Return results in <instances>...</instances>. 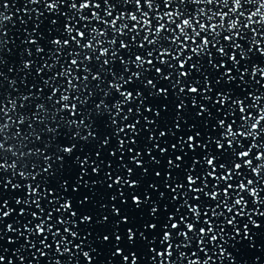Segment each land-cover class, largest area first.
<instances>
[{
	"label": "snow or ice",
	"instance_id": "snow-or-ice-1",
	"mask_svg": "<svg viewBox=\"0 0 264 264\" xmlns=\"http://www.w3.org/2000/svg\"><path fill=\"white\" fill-rule=\"evenodd\" d=\"M178 4L184 7H177ZM14 5L15 0H0V87L5 81L13 88L17 84V80H9L3 71L7 64L3 52L10 43L6 40L8 32L4 26L14 21L15 14H8ZM28 5H43L47 13L57 17L51 21L53 25L60 24L59 16L62 15V29L67 38H54L50 41L51 49H45L40 44L43 35L39 32L45 11L39 7L29 8ZM62 5H67L70 12L62 11ZM188 5H194L195 11L190 12ZM246 5L254 7L246 8ZM128 6H133V10H128ZM16 11H23L29 19L35 15L36 23L31 31L25 29L27 39L22 43L35 48V53L32 48L24 49L27 57L37 55L44 60L42 66H37L32 59H23L20 71L31 72L35 68L37 76L44 75L46 70L56 71L40 82L43 86L38 89L39 95L33 91L37 89L36 84L18 97L0 95V241L5 233L4 219L14 214L25 218L7 224V232L16 236V239L9 236L8 243L17 244L21 239L24 242L14 250L0 243V264H17V260L19 264H32L24 255L25 249L29 248L34 250L31 253L33 260L44 258L47 264H80V255L87 264H95L93 252L96 249L89 245V250H84L91 234L82 237L78 230H74L78 229L79 223H97L107 227L109 233L103 235L102 240L107 243L114 237L112 257H122L123 264H141L136 248L138 240L146 248L150 264H216L209 244L213 248L219 246V254L231 259V254L220 243L226 229L231 227L237 234L243 232L250 238L249 224L245 223L241 229L239 218H247L259 228L261 225L253 216L264 217V187L261 186L264 185V95H257L255 91L236 94L229 88L217 91L210 75L202 74L197 79L194 73H202L206 63L219 73L216 86L238 81L237 87H240L247 83L249 74L256 84L264 80V66L248 63L251 52L258 51L264 55V0H25L24 8H17ZM20 22L27 23L23 16ZM241 41L249 46L245 48ZM133 46L140 50V53L132 54L134 59L131 55L127 58L121 55V50L128 54ZM66 48L70 49L67 53L70 60L61 63ZM7 51L11 53L12 49ZM217 55L222 58L219 62ZM117 60L121 65L119 70L113 68ZM228 61H231V67ZM242 61L245 62L243 65ZM94 63L98 65L95 72L91 67ZM132 66L136 71L132 70ZM8 71L15 72L17 69L8 67ZM153 71L161 82L168 83V87L157 89L156 79L148 78ZM81 72L85 74L81 76ZM101 73L112 77L107 89L101 87L105 83ZM24 79H27L26 75ZM61 80L65 83H58ZM89 81H96V87L89 90ZM137 81L143 88L156 90L149 92L153 98L175 95L179 101L175 105V131L160 130L159 137L166 138L171 132L175 142L170 147L173 152L179 150L181 153L167 159L164 172L154 173L157 178H162L164 191H160L154 182L148 185L152 192L159 193L160 200L170 199L176 202L175 205L165 204L162 211L160 203L152 199L151 192H145L143 198L135 192L131 194V201L137 209L148 208L149 218L139 228L128 215L122 214L116 204L112 205L111 212L119 219L104 215L94 221L92 215L76 210L72 199L59 194L71 187L67 178L60 183L59 190L50 184L51 178L65 167V156H72L77 151L76 140L82 141L85 147L93 140H100L99 150L95 151L96 159L88 155L76 157L79 167L75 183H84L86 187L100 183L84 182L89 169L99 175L101 167H113L111 161L105 163V159L101 158L103 149L110 146L113 136L117 137L118 143L109 155L115 158L120 154L118 159L128 179L123 175H116L113 179V173L108 172L107 179L112 180L109 188L114 185H127L132 189L141 187L140 180L132 179L135 168L124 162L125 149L132 154L131 163L143 169L145 177L152 164H161L153 149L167 157L169 148L161 146L153 131L157 120L143 116L142 109L148 99L143 88L126 90L127 85ZM45 87L50 90L46 97ZM97 88L102 98L91 111H82L91 102L89 98L97 94ZM113 93L118 95L109 103L108 98ZM183 94L191 96L193 107L198 109L195 116L205 127L210 126L214 136L191 124V134L177 137V132L183 131L182 122L187 123L183 116L187 104L180 99ZM137 100L139 104L135 108L127 107V114H124L126 106ZM249 100L251 103H248ZM47 102H52L51 109ZM144 110L156 117L162 115L159 109L152 107ZM164 111H167L166 105ZM134 113L143 116L144 128L139 127V119L121 125V119L128 121ZM97 120H106L111 128L110 134L102 139L96 130ZM49 121L56 122L55 126H50ZM35 124L44 127L36 131ZM25 125L28 133L23 131ZM144 132L148 134L141 142L138 138ZM45 133L50 136L44 148L23 150L27 147L25 142L43 143ZM62 135L67 143L61 140ZM16 140L19 141L18 146L9 143ZM245 140L249 143L245 144ZM53 141L56 147L49 155L48 148ZM164 142L167 143V140ZM141 143L140 151L130 146ZM212 144L215 145L214 150L210 147ZM197 149L199 154L191 156L190 163L185 166V157L196 153ZM145 151L151 157L148 166L143 162ZM34 157L42 159H30ZM54 160L59 162L55 167ZM245 169L255 179L246 176ZM4 173L10 175L4 176ZM16 177H19V182ZM9 188L23 193L14 197L15 205L19 206L18 212L16 207L11 206L10 200L3 199L4 190ZM72 190L79 191V187ZM124 196L121 189L120 197ZM111 199L115 201L117 196L113 195ZM86 202H91L87 196L79 201L81 206ZM127 202V199L123 200V203ZM252 205L255 207L249 211ZM102 207L108 210L107 205ZM124 225L131 226L121 231ZM33 236L37 239L33 240ZM49 239L53 243H49ZM53 244L60 258H50ZM193 247L196 250L185 251ZM9 252L11 255H8ZM63 257L67 259H61ZM109 264H112L111 260Z\"/></svg>",
	"mask_w": 264,
	"mask_h": 264
},
{
	"label": "water",
	"instance_id": "water-1",
	"mask_svg": "<svg viewBox=\"0 0 264 264\" xmlns=\"http://www.w3.org/2000/svg\"><path fill=\"white\" fill-rule=\"evenodd\" d=\"M25 6V0H15V5L11 9V12L8 14H15L14 15V21L12 23H7L5 24L4 28L8 32V36L6 37V40L10 41V43L7 44L3 56L7 62L6 66L3 68V71L5 74L9 77V80L15 79L17 80V84L15 88H13L7 81L3 83V86L0 87V95H11L13 97H18L21 92H28L31 89L32 84L37 85V89L33 90L36 92L37 95H39L38 89L42 87L43 85L40 83L43 79H47L49 76L53 75V72L56 70H53L52 72L46 70L44 75L42 76H37L35 72V68L31 72H27L25 70L24 72L20 71L21 68V60L23 59H32L36 61L37 66H42L44 63V60L41 59L37 55H33L32 57H27L26 53L24 52L25 48H32L33 52L35 53V48L30 45V44H23L22 41L27 39V35L25 33V29H28V31H31L32 28L34 27L36 23V18L35 15L33 14L32 19H29L28 16L24 15L23 11L17 12L16 9L20 8L23 9ZM177 7H184V5H176ZM29 8L32 7H39L41 11H45L43 5L39 6H33V5H28ZM188 10L190 12L195 11V6L194 5H188ZM249 7H254L252 5H246V8ZM128 10H133V6H128ZM62 11H69L67 5H62ZM71 14V13H70ZM23 16L24 19L27 21L26 24L20 22V17ZM44 23L41 25L39 32L43 35V39L40 40V44L45 48V49H51V44L50 41L54 38H67L62 29V25L64 23V17L61 15L59 16V25H53L51 21L53 19H57L55 15L49 14L45 11V16L42 18ZM59 29V30H58ZM39 39V37H34ZM167 44V42H164ZM241 43H244L245 48H247L249 45L241 41ZM75 47V46H74ZM8 48L12 49V52L9 53L7 51ZM77 51H80V49H76ZM70 51V49H64L65 55L61 57V63H66V61L70 60V58L67 56V53ZM215 52V49L212 50ZM232 49L229 48V52H231ZM134 53H140V50L137 49L135 46L131 49V52L126 54L121 50V55H125L126 58L131 55V58L134 59ZM250 61L248 63L250 64H260L261 66H264V55H261L258 51H253L250 54ZM222 58L217 55L216 60L219 62ZM49 63H52L51 60L48 61ZM242 65L245 63L244 61L241 62ZM229 66L231 67V61H228ZM160 66V65H157ZM8 67H15L17 71L15 72H9ZM93 68V71L95 72L98 70V65L93 64L91 65ZM107 67V66H105ZM113 68L116 70H119L121 68V65L119 64V61L113 65ZM132 70L136 71V68L132 66ZM167 71V69H165ZM223 71V69L221 70ZM235 71V70H234ZM85 73L81 72L80 75L83 76ZM202 74H207L210 75L212 80H213V85L216 88V90H220L221 88H229L235 90L236 94H239L241 91H244L245 94L248 91H255L257 95H264V80L261 81L260 84H256L253 80L251 75L246 78L247 83L237 87V83L233 84H227V83H222L219 86L215 85V80L219 73L213 69L210 65L208 64H203L202 67V73L201 72H196L194 73V76L197 79H200ZM25 75L27 76V79L25 80L24 77ZM102 76L105 78V83L101 85V87L107 89V83L111 81L112 77L110 75H107L106 73H101ZM148 78L156 79L157 81V89L159 87H168L167 82H161L155 75V72L153 71L152 73L148 74ZM257 79H260L257 77ZM57 83V82H54ZM58 83H65L63 80L59 81ZM187 83V81H185ZM97 82L96 81H89V90L92 88L96 87ZM140 88H143V86L140 84L139 81H137L135 84L132 85H127L126 90H133L137 89L139 90ZM143 91L145 93V96L148 97V99L145 101L144 108L142 109L143 111V116H148L151 119L157 120V125L153 126V131L154 134L156 135L157 139L160 141L162 147H168L169 152L167 157L161 155L156 149H153V154L157 156V158L161 161L160 165H155L152 164L151 168L149 169V174L147 177L142 175L143 169L139 167H135L130 161L131 153H128L127 150L125 149V154H124V162L129 163V166L135 168V175L132 177V179H138L141 181V187L137 189H132L128 187L127 185H114L112 188L108 187V184L112 183V180L107 179V173L112 172L113 173V179L115 178L116 175H123L125 179H128V175L125 169L120 165V161L118 159L119 153L117 157H111L109 155L110 150L116 148L118 139L117 137L113 136L111 140V144L109 147H105L102 151V159H105V163L108 161H111L113 164V167L108 169L106 167H101L100 174L95 175L91 173V169H89V175L84 177V182L91 184L92 181H99L100 183L95 184L91 187H86L84 186V183H81L80 185H76L75 183V177L77 175L76 169L79 167L78 164L76 163V157L77 156H84L88 155L91 159H96L95 157V151L99 150V144L100 140H93L91 143L85 147L84 143L82 141L76 140L75 142L78 145L77 151L74 152L72 156H65V160L67 163L65 164V167L61 169L59 172L55 174L50 180V184L52 187H55L59 190V185L62 182L64 178H67L69 181V187L66 191H60L59 194L62 196H65L67 198L72 199L76 210H78L81 214L84 215H92L94 218V221L102 218L104 215H109L110 217H113V214L111 212V208L113 204H116L117 207H119L122 211V214L128 215L131 220L134 221L135 226L137 228L140 227L141 224H143L146 220H148V208L147 207H141L140 209H137L136 206L132 203L131 201V194L135 192L136 194H139L143 198V194L145 192H151L152 199L156 200L160 203L161 209L163 211V206L168 203H172L175 205V201L169 200H160L159 199V193L158 192H152L149 188L148 185L149 183H156L160 187V191H164V187L162 184V178H157L155 176V171H162L164 172L166 170V163L168 158H174L175 155H180V151L177 150L176 152H173L170 145L171 143H174L175 141L173 140L171 136V132L169 133V136L166 138H160L159 137V131L160 130H165V129H172L175 131L173 128V121L175 120L176 116V108L175 105L179 103V101L175 98V95L170 96L168 98H165L164 96H159L156 98H153V96L149 95V92H155L156 90H150L148 88H143ZM97 94L93 97H90V103L85 105L82 108V111H85L86 113L91 111L95 107V103H97L101 98L102 94L100 93V89H96ZM50 94V90L45 87L44 91V96L46 97L47 95ZM87 95V93H85ZM118 94L113 93V96L108 98V102L112 103L113 98L117 97ZM180 99L185 100V103L187 104L186 109L183 112L184 120L187 121V123L182 122L183 124V131L177 132V137L184 135L185 133H189V125L191 124H196L197 129H203L205 133L212 134L213 136L215 133L211 132V128L205 127L203 123L195 116V113L197 112V108L193 107L191 103V96L183 94L181 95ZM198 99H202V97H198ZM36 102H45V101H36ZM49 108H52V102H47ZM248 103H251V100L248 101ZM139 104V100H137L135 103L129 104L125 108V113L127 114V107H133L135 108ZM167 106V111H164V106ZM211 107V105H209ZM147 107H152L153 109H159L162 112V115L160 117H156L154 113H148L146 110ZM23 111V110H21ZM215 111V109H213ZM143 116H141L138 113H134L128 121H123L121 119V125L125 123H134L136 119H139L141 121V124L139 127L144 128L145 127V121L143 119ZM50 126H55L56 122L49 121L48 122ZM97 132L99 134V137L102 139L103 137L107 136L111 132V128L107 126V121L106 120H97ZM36 131H39L41 128L44 127V125L41 124H35L34 125ZM61 130L62 132L64 131V126L61 124ZM15 131V127H13L12 132ZM23 131L25 133L29 132L28 127L25 125L23 128ZM11 134V132L9 133ZM147 132L142 133V135L138 138L141 142H143L144 137L147 135ZM44 136V142H36L33 141L31 143L25 142L27 144V147L23 149L24 151H27L29 148H44L49 140L50 134H43ZM131 136V133H129V137ZM70 139V135L68 136ZM199 139V138H198ZM61 140L64 141V143H67V139L62 135ZM167 140V143L164 141ZM9 143H16L17 146L19 145V141H10ZM245 144H248L249 141L245 140ZM131 147H136L137 151H140L141 147L143 146V143L140 145H130ZM56 147V142L53 141L51 144V147L48 148V153L51 155L53 153V149ZM210 147L214 150L215 145L212 144ZM187 150V149H186ZM238 151L240 149H237ZM199 149H197L196 153H189L188 156L185 157V166L190 163V157L191 156H196L199 154ZM9 158L11 159V154H7ZM33 160L36 159H42L41 157H34L30 158ZM143 162L145 166H148L149 163L151 162V157L147 155V152L145 151L144 157H143ZM58 161H53L54 167L56 164H58ZM97 163L99 164L100 161L97 160ZM31 170V169H30ZM245 175L248 176L249 178L255 179L254 176H252L247 169L244 170ZM4 176H9V173H4ZM17 182H19V177L15 178ZM239 181V178L237 179V182ZM264 187V185H261ZM73 187H79V191H73ZM123 190L125 193L124 197H120V190ZM23 193L13 191L10 188L7 190H4L3 193V199H7L11 201V206L17 208V212L19 211V206L15 205L14 197L18 195H22ZM115 195L117 196V199L115 201H112L111 197ZM85 196L89 197V200L91 201L84 203L83 206L80 205L79 201L83 199ZM171 194L169 193V197ZM127 199V203H123V200ZM249 201L251 204V198L249 197ZM47 206V202H45ZM103 205H107V211L104 210L102 207ZM34 207V206H33ZM252 207H255L252 205L249 208V211L252 210ZM114 219H119V217H113ZM17 219H25L24 217H17L15 214L10 217L4 219L3 226L5 228V233H4V238L0 243H3L4 247H7L9 249L14 250L19 246L20 243H23L24 241L21 239L18 241L17 244H9L8 243V237L12 236L13 239H16V236L12 233L7 232V224L12 223L13 221ZM30 219V217H28ZM76 219V218H74ZM253 219H255L261 227L257 228L254 225H252L247 218H239V226L241 229H243V225L245 223L249 224V233H250V238L246 236L243 232L240 234H237L234 229L231 227L227 228L224 234L223 239L220 241L221 244H223L224 249L231 254V259H229L227 256H222L220 255V248L219 246L213 248L211 244L208 245L209 249H211L212 253L214 254V260L216 261V264H264V217L260 216H253ZM131 225H124L121 231H125L128 227ZM201 225H198V227ZM74 230H78L81 234V236H85L86 234L90 233L91 235L88 236L87 241L85 242V247L84 250H89V245L92 248H95L96 251L93 252V257L95 260V264H109V261H112V264H123L122 257H112V251H114L113 248V243H114V237L113 240L110 242H103L102 237L105 234L109 233V229L107 227H101L97 223H79L78 229L74 228ZM143 230V229H141ZM139 233H137V236ZM33 240L37 239V237L33 236ZM79 243V241H76ZM49 243H53L51 239H49ZM39 246V245H38ZM125 252L127 253L128 248H127V239L125 236ZM136 248L138 252L140 253V260L141 264H150V258L148 256L147 250L144 247L143 244L137 241ZM196 250L195 247L192 249H186L185 251H192ZM32 249H25L24 255L26 256L27 260H31L32 264H47V261L44 258H41L40 260H33L32 259ZM75 251V250H74ZM8 255H11V252L8 253ZM52 257H58V254L55 252V244H53V249L50 252V258ZM61 259H67V257H63ZM80 259V264H87V261L84 260L82 255L79 256ZM17 264H19V261L17 260Z\"/></svg>",
	"mask_w": 264,
	"mask_h": 264
}]
</instances>
